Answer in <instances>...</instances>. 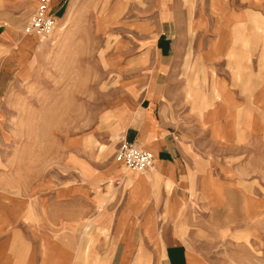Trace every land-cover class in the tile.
I'll list each match as a JSON object with an SVG mask.
<instances>
[{
    "label": "crops",
    "instance_id": "obj_1",
    "mask_svg": "<svg viewBox=\"0 0 264 264\" xmlns=\"http://www.w3.org/2000/svg\"><path fill=\"white\" fill-rule=\"evenodd\" d=\"M35 2L28 0L26 7L34 9ZM66 2L50 0V12L60 16ZM152 6L149 23H143L151 47L130 55L124 65L134 76L130 106L136 98L145 110L126 136L153 151V168L137 181L125 174L112 199L76 180L59 182L53 212L47 214L72 219L73 230L54 234L33 222L28 196L0 184V264H214L198 248L205 228L193 220L233 215L231 193H240L242 203L254 193L235 174L244 154L237 144L259 129L264 0H152ZM4 32L0 25V96L11 78L21 76L35 45L34 37L15 28ZM82 215H95L101 225L90 235L111 238L83 244L76 222Z\"/></svg>",
    "mask_w": 264,
    "mask_h": 264
},
{
    "label": "rangeland",
    "instance_id": "obj_2",
    "mask_svg": "<svg viewBox=\"0 0 264 264\" xmlns=\"http://www.w3.org/2000/svg\"><path fill=\"white\" fill-rule=\"evenodd\" d=\"M27 1L0 0L5 35L13 28L24 33L33 11ZM66 7L56 16L49 39H32L35 45L21 76L11 78L0 96V184L28 196L33 222L48 226L53 234L73 230V220L67 219L73 215H65L67 220L48 215L60 183L76 180L91 187L88 191L94 195L106 193L112 199L125 174L132 177L128 181H137L153 168H127L118 159L125 141L135 143L126 136L127 127L145 115L138 99L130 106L134 76L124 62L151 47L143 23L154 13L152 0H67ZM257 63L259 129L237 144L244 154L236 160L242 170L235 174L245 190L255 194L242 203L240 193H231L233 215H195L193 220V225L205 228L198 248L214 264H264V59ZM43 203L47 207L41 209ZM94 217L82 215L76 221L87 246L111 238L90 235L91 228L101 226Z\"/></svg>",
    "mask_w": 264,
    "mask_h": 264
},
{
    "label": "built area",
    "instance_id": "obj_3",
    "mask_svg": "<svg viewBox=\"0 0 264 264\" xmlns=\"http://www.w3.org/2000/svg\"><path fill=\"white\" fill-rule=\"evenodd\" d=\"M49 0H37L36 5L24 25L28 36L44 39L50 37L57 25L56 16L50 12ZM118 159L127 168L147 170L154 166L155 154L136 143L125 141L120 148Z\"/></svg>",
    "mask_w": 264,
    "mask_h": 264
},
{
    "label": "bare ground",
    "instance_id": "obj_4",
    "mask_svg": "<svg viewBox=\"0 0 264 264\" xmlns=\"http://www.w3.org/2000/svg\"><path fill=\"white\" fill-rule=\"evenodd\" d=\"M52 35H53V34H52ZM52 35H50V37H51ZM50 37H47V38H44V39H40L39 41H40V42H43L44 40H47V39H49Z\"/></svg>",
    "mask_w": 264,
    "mask_h": 264
}]
</instances>
